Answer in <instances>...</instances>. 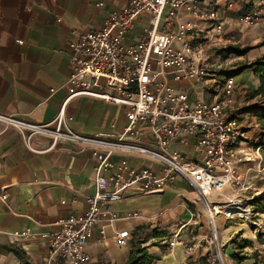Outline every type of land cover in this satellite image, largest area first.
<instances>
[{
  "label": "built area",
  "instance_id": "2783aa9c",
  "mask_svg": "<svg viewBox=\"0 0 264 264\" xmlns=\"http://www.w3.org/2000/svg\"><path fill=\"white\" fill-rule=\"evenodd\" d=\"M245 1L251 2L252 7L239 13L234 22L241 28L264 25L261 2ZM217 3L218 0H126L108 11L100 27L77 31L71 38L66 81L69 93L51 120L32 122L0 114V118L19 128L32 150L41 151L32 144V137L45 134L52 138L49 147L62 140L72 141L92 148L96 159L94 191L86 197L83 212L60 216L56 228L49 231L35 233L30 227L15 231L17 235L47 240V264L58 257L67 264L87 263L90 253L86 244L95 226L113 224L120 217L111 206L113 202L124 199L130 189L163 191L177 175L194 187L213 224L214 247L206 264H226L215 217L223 214L245 223L253 221L251 199L255 194L250 192L251 185L240 174L238 165L244 159L257 157V170H261L260 146L255 150L257 155L234 154L247 131L234 107V74L227 75L224 95L214 101L191 98L187 89L172 83L193 84L224 69L223 63L216 68L210 64L219 48L229 42L225 33L227 19L219 13ZM226 3L232 8L238 0ZM104 4L103 0L97 2L99 6ZM144 13H148V18L141 35L136 42H127L126 36ZM81 93L127 105V121L122 128L96 134L75 130L66 104L73 95ZM146 135L151 137L149 142L144 139ZM190 141L196 157L171 147L172 142ZM129 155L155 160L160 167L133 165ZM2 197L6 198L7 193H2ZM129 215L141 213L134 211ZM130 236L131 232L123 229L115 237L124 245ZM175 242L172 239L170 244ZM196 245L197 237L192 235L184 242L185 252H193Z\"/></svg>",
  "mask_w": 264,
  "mask_h": 264
},
{
  "label": "crops",
  "instance_id": "0c3cea01",
  "mask_svg": "<svg viewBox=\"0 0 264 264\" xmlns=\"http://www.w3.org/2000/svg\"><path fill=\"white\" fill-rule=\"evenodd\" d=\"M98 1L0 0V114L45 122L59 112L69 93L66 81L71 38L77 31L100 27L108 11L126 0H103V6L97 5ZM259 2L264 8V0ZM217 6L219 13L227 19L228 44H244L243 41L253 44L261 39V32L255 31L252 39L253 36L248 35L251 28H241L234 22L239 13L252 7L251 2L238 0L231 8L226 0H218ZM147 18L148 13L138 17L126 36L127 42L138 40ZM220 56L211 58L210 64L215 68L223 63ZM250 69L236 74L237 86ZM227 75L231 73L224 67L193 84L172 83L187 89L191 98L210 97L205 100L214 101L212 92L217 91L216 97L222 89L224 95ZM250 82L256 89L258 76ZM126 109L125 104L85 93L73 95L66 104V112L73 116L70 125L85 134L119 131L127 121ZM243 121L246 127L247 119ZM255 128L256 125L247 128L246 136L234 148L235 155L255 154L253 142L256 141L251 137ZM144 139L149 142L151 137L146 135ZM51 142L49 135L35 134L32 144L41 151L32 150L19 128L0 118V264H47V240L17 235L15 231L30 227L33 232L41 233L56 228L60 216L83 212L87 207L86 197L94 191L96 159L92 148L65 140L49 147ZM171 147L184 150L192 157L198 156L192 141L187 144L172 142ZM129 158L133 165L160 167L152 159L136 155H129ZM258 161L257 157L250 161L244 159L239 162L238 170L252 189L259 188L260 191L264 188V170L257 172ZM190 185L177 175L163 191L145 193L130 189L124 199L111 204L120 217L113 224L95 226L93 236L86 244L90 259L85 264H126L133 231L142 224L159 231V235L149 232L143 242L151 252L160 255L153 264H206L214 247L213 224L204 203ZM2 193H7V197L3 198ZM134 211L141 215L130 216L129 213ZM244 223L240 218L223 214L215 217L226 264H233L235 253L246 255L241 264H256L260 260H257V254L264 253V231L253 237L243 231ZM123 229H128L131 236L127 244L120 245L115 236ZM192 235H196L197 245L193 252L186 253L184 242ZM246 238L249 243L240 246ZM172 239L176 240L174 245L170 244ZM52 264L67 263L58 257Z\"/></svg>",
  "mask_w": 264,
  "mask_h": 264
},
{
  "label": "rangeland",
  "instance_id": "374dc122",
  "mask_svg": "<svg viewBox=\"0 0 264 264\" xmlns=\"http://www.w3.org/2000/svg\"><path fill=\"white\" fill-rule=\"evenodd\" d=\"M255 1H258V3H259L260 0H255ZM261 6H263V5L261 4ZM247 27L251 28V32H249L251 34H248V35L253 36V34L256 33L255 31L261 32V39L258 41H253V44H250L251 42H244L242 40V38L240 37L241 38L240 41H243L244 44H242V42H240L238 44H240L241 46L248 45L250 47L247 52H245L243 54L230 53L227 56H223L220 54V52H218V54L221 55L219 59L223 63H227L224 65V67H227L231 74H234L232 72V70L239 69L240 66L249 64L252 61H254L257 57L264 54V31H263L264 25L263 24H256V25L247 26ZM257 36H259V35H257ZM254 38H255V36H253L252 39H254ZM248 68H251V69L248 70L249 72H247L248 73L247 75L242 76L243 78L244 77L245 78L242 81H239V83H238L239 85L237 86L236 92H234V94H235L234 95V101H235L234 107L237 110L239 117L242 121L245 120V118L247 119L246 127L248 129L250 127H252L253 125H256V128L253 130L251 137L253 138V140L255 139V141H256V142H253V147L255 146L254 151L256 150V148L258 146H260L259 149H260V153L262 154V159L260 160V164H261L262 169L257 170V172H262L264 170V147L259 145L258 141L261 139L262 132L264 131V120L261 118L259 113H257L254 110V108L252 106L262 104L263 99L258 94L255 96L251 95L252 91L255 88H253V84H251L250 81L251 80L255 81L256 74L254 73V69L252 67L247 66L246 68H243V69H248ZM236 74H239V72L235 73L234 75L236 76ZM216 92L217 91L212 92V95H211L212 100H214L220 96H223V90L222 89H221V93L215 97L214 94ZM209 98L205 97V99H209ZM245 144L247 146L249 143L247 142ZM250 144H252V142H250ZM248 161H250V160H248ZM191 188L194 189L193 186H191ZM251 190H252L251 193H253L254 191H258L259 188H256V189L251 188ZM263 191H264V188L262 190L256 192V193H254V194L259 195V194H262ZM215 197L216 196H214V198ZM253 205H254L253 221L251 223H247V224L244 223L242 225H244L243 231H248V233L250 235H252L253 237H257V236H259V234H261V231H264V210H261V209H263L262 206H264V203H261V202L257 203L256 202ZM256 258H257V260L260 259L259 261L256 262V264H264V253H262L261 255H259V253H258ZM231 261H233V260H231ZM227 264H229V263L227 262ZM233 264H241V263L237 262L236 259L234 258Z\"/></svg>",
  "mask_w": 264,
  "mask_h": 264
},
{
  "label": "trees",
  "instance_id": "16d2710c",
  "mask_svg": "<svg viewBox=\"0 0 264 264\" xmlns=\"http://www.w3.org/2000/svg\"><path fill=\"white\" fill-rule=\"evenodd\" d=\"M249 46H241L238 43H230L226 46H222L219 48V52L223 56H227L230 53H236V54H243L249 50ZM247 66L252 67L254 69V73L259 78V84L256 89H254L251 93L252 96L260 95L263 99V103L259 105H253L252 107L254 110L259 113L261 118L264 120V54L257 57L254 61H252L249 64L240 66L239 69L232 70V72L235 74L237 72H240L243 70V68H246ZM259 145L264 147V131L262 132L261 139L258 141ZM252 203L255 204L256 202L264 203V191L262 194L254 195V197L251 199ZM264 210V206H262ZM149 232H153L156 235H159V231L156 229V227H150L149 225H138L135 230L133 231V236L131 238V247H130V254L128 257V260L126 264H153L157 261V259L160 258L159 254H155L151 252L147 245H143V242L146 240L147 234ZM249 243V240L246 238L244 239L240 244V246H245ZM235 258L241 262L244 258H246V255L235 253ZM30 264V263H28Z\"/></svg>",
  "mask_w": 264,
  "mask_h": 264
}]
</instances>
